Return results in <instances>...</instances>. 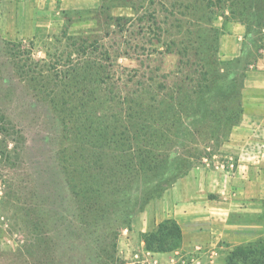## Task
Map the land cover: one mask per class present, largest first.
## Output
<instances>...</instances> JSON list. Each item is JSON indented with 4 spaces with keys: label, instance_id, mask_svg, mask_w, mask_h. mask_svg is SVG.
Instances as JSON below:
<instances>
[{
    "label": "rangeland",
    "instance_id": "374dc122",
    "mask_svg": "<svg viewBox=\"0 0 264 264\" xmlns=\"http://www.w3.org/2000/svg\"><path fill=\"white\" fill-rule=\"evenodd\" d=\"M13 1L17 4L0 0V113L21 133L22 139L15 152L0 158V264H226V258L236 247L255 241L239 245L219 241L215 245H200L190 253L172 251L156 257L144 250L142 241L143 234L168 215L169 204L160 202L177 180L192 168L213 169L227 161L233 163L225 158L223 146L234 125L241 122L243 108L237 120L226 121L219 113L216 122L207 116L184 120L172 127L171 148L165 155L171 163H178L175 171L158 173L159 182L152 184H147V177H141L135 189H128L130 194L125 201L116 199L114 215L105 214L103 211H109L103 205L95 219L82 217L79 209L84 204L71 193L62 163L70 157L71 145L64 140L59 115L50 98L41 92L39 83L21 77L9 54L29 52L35 62L43 60L48 69L60 70L68 63V53L74 51L70 38L91 37L87 45L96 39L99 51L94 47L89 51L95 50L93 56L101 58L104 66L116 59L120 87H124L123 80L135 74V69L139 80L156 72H174L178 58L165 51L155 29H148L146 21L127 22L122 33L113 26L114 18L134 15L128 1L69 0L67 8L57 5L50 12L48 6L32 11L29 5L34 0ZM246 1V7L240 10L245 16L241 21L230 20L225 7L209 13L203 7L198 9L199 14L206 15L204 20L210 18L215 29L210 46L215 51L216 68H222V74H234L233 93L240 91V102L247 74L264 71V0ZM38 10L43 13L38 14ZM230 23L238 24V33L228 29ZM229 34L234 36L227 41ZM234 37L239 43L238 55L221 60V45H233ZM8 42H21V47L10 46L14 51L9 53ZM104 50L110 53L109 59ZM70 60L76 57L73 55ZM36 69L33 70L39 73ZM8 148L11 150V143ZM76 166L74 163L73 167ZM243 221L262 225L264 232V211ZM257 239L264 241V235Z\"/></svg>",
    "mask_w": 264,
    "mask_h": 264
},
{
    "label": "trees",
    "instance_id": "16d2710c",
    "mask_svg": "<svg viewBox=\"0 0 264 264\" xmlns=\"http://www.w3.org/2000/svg\"><path fill=\"white\" fill-rule=\"evenodd\" d=\"M125 1L134 15L114 18L113 26L122 33L127 22L146 21L148 29H155L165 51L177 56L174 72H156L139 80L135 69L133 76L121 79L124 87H120L116 59L104 66L101 58L93 56L99 51L98 40L87 45L91 37L70 38L74 51L68 53V63L60 70L48 69L43 60L35 62L29 52L13 55L10 46L20 49L21 42L7 43L21 77L38 82L59 115L64 140L71 145L70 157L62 163L71 193L84 204L79 209L82 217L95 219L103 205L109 211H103L105 214H113L118 206L116 199L125 201L128 189L137 187L141 177H147V184H152L159 182L160 173L175 171L178 163H171L165 155L171 148L169 135L175 125L207 116L216 122L219 113L226 121L237 120L242 112L240 91L233 93L234 74H222L224 70L216 68L213 60L210 36L215 29L210 18L204 20L206 15L199 14L198 9L203 7L209 13L225 7L230 20L241 21L245 16L240 10L246 7V0ZM93 47L97 50L89 51ZM109 54L105 51L106 59ZM73 55L76 60H70ZM221 102L223 108H219ZM7 122L0 113V158L15 152L22 139L21 133ZM8 143L12 144L11 150ZM81 224L88 226L86 222ZM142 240L147 252L169 253L181 247L182 231L175 220L165 219L143 234ZM225 263L264 264V241L257 239L236 247Z\"/></svg>",
    "mask_w": 264,
    "mask_h": 264
},
{
    "label": "crops",
    "instance_id": "0c3cea01",
    "mask_svg": "<svg viewBox=\"0 0 264 264\" xmlns=\"http://www.w3.org/2000/svg\"><path fill=\"white\" fill-rule=\"evenodd\" d=\"M8 2L17 4L13 0ZM68 3L69 0H34L29 8L34 11L48 6L50 12L57 5L67 8ZM228 29L238 33L240 28L230 23ZM233 36L227 35V41ZM234 39L233 45H221V60L238 55L239 43L237 37ZM242 90V120L223 146L225 158L233 160V168L228 167L226 160L225 166L220 164L213 169L192 168L161 199V204H169V212L156 225L173 219L182 231V244L175 253H190L200 245H215L219 241L239 245L264 235L262 225L243 221L264 211V71L249 72ZM147 253L153 257L167 254Z\"/></svg>",
    "mask_w": 264,
    "mask_h": 264
},
{
    "label": "built area",
    "instance_id": "2783aa9c",
    "mask_svg": "<svg viewBox=\"0 0 264 264\" xmlns=\"http://www.w3.org/2000/svg\"><path fill=\"white\" fill-rule=\"evenodd\" d=\"M223 166H225V165L223 164ZM228 167H229V168H233V163H232V162H229V163H228Z\"/></svg>",
    "mask_w": 264,
    "mask_h": 264
}]
</instances>
